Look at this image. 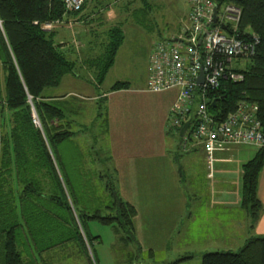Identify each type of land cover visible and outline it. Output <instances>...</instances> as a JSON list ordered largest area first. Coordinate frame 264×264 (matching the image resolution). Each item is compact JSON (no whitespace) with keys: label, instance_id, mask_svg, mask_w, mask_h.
<instances>
[{"label":"trees","instance_id":"1","mask_svg":"<svg viewBox=\"0 0 264 264\" xmlns=\"http://www.w3.org/2000/svg\"><path fill=\"white\" fill-rule=\"evenodd\" d=\"M133 1L86 0L80 12L66 13L61 0H0V264H96L94 247L101 238L90 231L94 222L113 227L124 245L135 242L141 255L137 210L123 199L111 158L99 151L108 135L107 112L101 110L105 97L98 96L94 108H82L68 95H46L67 77L101 88L125 42L122 23L107 25L105 14L122 5L131 19L150 21L153 7L141 0L143 7L134 10ZM211 1L220 9H239L238 37L255 35L260 44L242 71L244 80H223L211 93L209 99L218 103L209 111L223 121L242 104L256 105L264 128V0ZM70 21L89 26L82 56L74 46L58 44L56 31L44 29ZM129 87L118 82L108 93ZM84 134L92 137L91 147L76 143ZM258 151L243 167L242 206L254 220L262 210L257 185L264 149ZM202 264H264V237L248 239L235 253H207Z\"/></svg>","mask_w":264,"mask_h":264},{"label":"crops","instance_id":"2","mask_svg":"<svg viewBox=\"0 0 264 264\" xmlns=\"http://www.w3.org/2000/svg\"><path fill=\"white\" fill-rule=\"evenodd\" d=\"M56 35L61 41L68 38L63 29ZM149 77L150 73L140 87L129 83L128 90L103 93L102 103L108 117L107 137L113 147L109 164L117 172L123 199L137 210L136 234L148 253L143 262L170 264L168 261L179 254L193 256L203 241L207 245L202 247L208 250L235 253L248 239L264 237V165L257 185L262 205L258 219L242 206L243 167L259 151L232 146L216 152L210 166L202 144L186 141L170 130L169 114L178 90L149 93ZM66 79L85 92L94 89L79 79ZM93 98L96 101L98 95ZM177 135L183 148L176 145ZM197 235H206V239Z\"/></svg>","mask_w":264,"mask_h":264},{"label":"built area","instance_id":"3","mask_svg":"<svg viewBox=\"0 0 264 264\" xmlns=\"http://www.w3.org/2000/svg\"><path fill=\"white\" fill-rule=\"evenodd\" d=\"M61 1L66 13H78L86 3V0ZM240 20L241 11L235 7L220 9L211 0H192L184 34L158 42L150 58L147 91L161 94L178 90L170 109V130L179 134L190 123L183 139L202 144L210 166L216 152L232 146L264 149V128L258 120V106L242 104L235 113L218 121L206 104L207 100L213 101L209 96L220 88L223 80L243 81L242 71L256 55L260 40L251 34L247 39L239 38ZM63 24H46L44 29L54 31ZM201 75L203 83H199ZM34 123L39 126L36 117Z\"/></svg>","mask_w":264,"mask_h":264},{"label":"rangeland","instance_id":"4","mask_svg":"<svg viewBox=\"0 0 264 264\" xmlns=\"http://www.w3.org/2000/svg\"><path fill=\"white\" fill-rule=\"evenodd\" d=\"M147 2L153 7L149 17L150 21H148V18L141 21L131 19L124 13V11L121 10L122 5L117 8L118 10L114 8L105 14L106 20L103 21H105L107 25L122 23L121 25H123L125 42L117 55L116 64L108 74L107 79L101 88L95 90L96 93L94 92V89L89 92H85L84 90L78 88V86L71 85L66 81L67 79H64L60 87L47 91L46 95L53 97H65L69 95V93H75L74 95L70 94L67 96V100L70 103L81 106L82 108H88L89 106L94 108L93 104H95L96 101L98 102L99 99L94 101L95 98L93 97H96L97 94L100 96L99 98H102L103 93L109 91L110 88L119 81L130 83L132 87H140L145 78L149 75V61L155 45L160 41L173 40L184 34L191 8L189 5L190 0H147ZM211 2L214 3V1ZM133 3L134 10L143 7V2L141 0H134ZM96 26L97 24L95 23L92 27L97 29ZM88 27L89 26L87 25L83 26L79 23H74L73 21L59 25V27L54 31H60L63 29L68 38L61 41L58 39V35H56L55 40L58 44L60 42H64L63 44L66 45L67 49H69L70 46H74L75 52L79 56H82L83 54H86L87 42L90 41L88 36L86 38L87 31H89ZM81 28L84 32V39L82 37L83 34L80 35ZM78 36L81 37L82 40H79ZM101 110H105L104 104H102ZM81 122L86 123L83 120ZM1 131H3V128H1ZM91 138L92 137L90 135L84 134L75 140L77 144L81 143L85 146V148H88L92 145ZM175 138L178 140V144L176 145L183 148V144H181L182 139H180L178 135L175 136ZM100 142L98 143V146L102 158L110 156L109 150H112L113 147L110 145L108 137L104 135ZM114 230L115 229L113 227L102 226L96 222L91 224L90 231L92 235L99 236L101 238V241L94 247L95 255L97 257L96 264H138V262L139 264H148L143 262V260L147 261V251L142 248V253L140 255V251L135 242L124 245L120 242L119 236ZM205 237L206 235H204V237L198 236L199 239L203 238V240L206 239ZM205 243L206 242L203 241L201 245L196 248L197 253L194 252V254L192 252L193 258L190 261H184L181 264H202L203 257L206 253L218 252L217 250H208L209 247H202L203 244L207 245ZM222 251L225 252L227 250L222 249ZM180 255L181 254L174 256L168 261V263L178 261L181 257H183ZM134 257H136V259L130 262V259H133ZM166 262L167 261L165 260L162 263ZM72 264L87 263L86 261H82L73 262ZM156 264H160V262L156 261Z\"/></svg>","mask_w":264,"mask_h":264},{"label":"water","instance_id":"5","mask_svg":"<svg viewBox=\"0 0 264 264\" xmlns=\"http://www.w3.org/2000/svg\"><path fill=\"white\" fill-rule=\"evenodd\" d=\"M214 22H217V9H215V15H214ZM224 30L226 29L224 26L222 27ZM199 83H203V79H202V75L199 79ZM218 100H214V101H210L207 100L206 104L212 108H215L217 106ZM190 123H187L184 125V127L182 128L181 132H180V137L184 138V136L186 135L187 130L189 129Z\"/></svg>","mask_w":264,"mask_h":264},{"label":"bare ground","instance_id":"6","mask_svg":"<svg viewBox=\"0 0 264 264\" xmlns=\"http://www.w3.org/2000/svg\"><path fill=\"white\" fill-rule=\"evenodd\" d=\"M190 2H191V0H190ZM155 49V48H154Z\"/></svg>","mask_w":264,"mask_h":264}]
</instances>
